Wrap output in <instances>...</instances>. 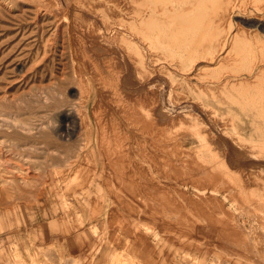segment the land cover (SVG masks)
I'll return each mask as SVG.
<instances>
[{
  "label": "rangeland",
  "instance_id": "rangeland-1",
  "mask_svg": "<svg viewBox=\"0 0 264 264\" xmlns=\"http://www.w3.org/2000/svg\"><path fill=\"white\" fill-rule=\"evenodd\" d=\"M104 1L0 0V264H264V0Z\"/></svg>",
  "mask_w": 264,
  "mask_h": 264
},
{
  "label": "bare ground",
  "instance_id": "bare-ground-1",
  "mask_svg": "<svg viewBox=\"0 0 264 264\" xmlns=\"http://www.w3.org/2000/svg\"><path fill=\"white\" fill-rule=\"evenodd\" d=\"M83 1H85V0H83ZM88 1H91V0H88ZM94 1V0H93ZM100 1V0H99ZM106 1V0H105ZM104 1V2H105ZM171 1V0H170ZM201 1V0H200ZM96 2V1H95ZM103 2V3H104ZM117 2V1H116ZM115 2V3H116ZM175 2V1H174ZM179 2V1H178ZM183 2V1H182ZM196 2V1H195ZM55 3H56V5L58 6V2L57 1H55ZM180 3V2H179ZM186 3V2H185ZM199 3H201V2H199ZM80 4H81V2H80ZM88 5H89V3H87ZM90 4H91V2H90ZM102 4V3H101ZM118 4H120V3H118ZM177 4V3H176ZM194 4V3H193ZM180 5V4H179ZM192 5V4H191ZM190 5V6H191ZM91 6V5H90ZM199 6H201V5H199ZM133 8H135L134 6H132ZM180 7H182V6H180ZM185 7H188V6H185ZM90 8V7H89ZM139 8V7H138ZM142 8H144V7H142ZM176 8V7H175ZM91 9H93V8H91ZM96 9V8H95ZM141 9V8H140ZM177 9V8H176ZM180 9V8H179ZM99 10V9H98ZM112 10V9H111ZM147 10V9H146ZM160 10V9H159ZM171 10H173V8H171ZM178 10V9H177ZM114 11H115V9H114ZM210 11H211V9H210ZM164 12V11H163ZM223 12V11H222ZM114 13H116V12H114ZM168 13V12H167ZM189 13V12H188ZM117 14V13H116ZM159 15V14H158ZM188 16H190L189 14H188ZM138 19V18H137ZM192 20H195V18H191ZM199 19V18H198ZM192 20H190V21H192ZM200 21V22H199ZM198 22L199 23H201V20H199ZM187 22V21H186ZM195 22V21H194ZM197 22V21H196ZM142 23V22H141ZM188 23V22H187ZM191 23V22H190ZM189 23V24H190ZM146 24V23H145ZM153 24H155V23H153ZM175 25V24H174ZM191 25V24H190ZM225 25V24H224ZM148 26H150L149 24L148 25H146V27H148ZM154 26V25H153ZM153 26H151L152 28H153ZM158 26V25H157ZM163 26V25H162ZM162 26H161V29L160 30H158V29H156L157 30V32H160V31H162ZM172 26V25H171ZM176 26V25H175ZM186 26V25H185ZM110 27V26H109ZM145 27V28H146ZM163 27H165V26H163ZM193 27V26H192ZM195 27H197V26H195ZM150 28V27H149ZM149 28H147V29H149ZM159 28V27H158ZM171 29H172V27H170ZM170 28H168V29H170ZM186 28V27H185ZM183 29V28H182ZM193 29V28H192ZM155 30V29H154ZM155 30V31H156ZM185 30V29H184ZM184 30H182V32L184 31ZM118 31V30H117ZM121 31V30H120ZM181 31V30H180ZM185 31H187V30H185ZM184 31V33H186ZM189 32H190V30H188ZM122 32V31H121ZM162 32H165V31H162ZM113 33V32H112ZM152 33V32H151ZM173 33V32H172ZM176 33H178V31H176ZM192 33H193V31H192ZM192 33H190V34H192ZM115 34V33H114ZM154 34V33H153ZM153 34H151V36H153ZM161 34H163V33H161ZM167 34V33H166ZM166 34H163V35H166ZM181 34V33H180ZM183 34V33H182ZM156 35V34H155ZM170 35H172V34H170ZM176 35V34H175ZM175 35H173L174 37H175ZM238 35V34H237ZM119 36V35H118ZM121 36V35H120ZM119 36V37H120ZM166 36H168V35H166ZM177 36H178V34H177ZM233 36V35H232ZM235 36V35H234ZM122 37H123V34H122ZM138 38V37H137ZM150 38V37H149ZM172 38V37H171ZM121 40H123V38L121 39ZM147 40V39H146ZM153 40V39H152ZM173 40V39H172ZM171 40V41H172ZM235 40V39H234ZM233 40V41H234ZM115 41V40H114ZM170 41V42H171ZM230 41H232L231 39H230ZM146 42V41H145ZM148 42V41H147ZM165 42V41H164ZM181 42H186L185 40H182ZM243 42V41H242ZM172 43H173V41H172ZM233 43V42H232ZM236 43H237V41H236ZM137 44V43H136ZM176 44V43H175ZM179 44V43H178ZM177 44V45H178ZM189 44V43H188ZM193 44H194V42H193ZM192 44V45H193ZM243 44V43H242ZM153 45H155V44H153ZM190 45V44H189ZM233 45V44H232ZM244 45V44H243ZM152 46V45H151ZM149 47V49L150 48H152V47H154V46H152V47ZM147 47V46H146ZM173 47V46H172ZM180 47H183V46H180ZM191 47V46H190ZM234 48V47H233ZM248 48V47H247ZM144 49V48H143ZM162 49V48H161ZM202 48H200V50H201ZM176 50V49H175ZM222 50H223V48H222ZM138 51H140V50H138ZM152 51H155V49L154 50H152ZM179 50H177V52H178ZM214 51H216V50H214ZM217 51H219L218 49H217ZM252 51V50H251ZM142 52V51H141ZM174 52H176V51H174ZM229 52V51H228ZM140 53V52H139ZM139 53H138V55H139ZM144 53V52H143ZM172 53H173V51H172ZM196 53V52H195ZM149 54V53H148ZM156 54H158V53H156ZM198 54V53H197ZM216 54V53H215ZM175 55V54H174ZM199 55V54H198ZM142 56V55H141ZM146 56H148V55H146ZM178 56V55H177ZM185 56V55H184ZM196 56V55H195ZM194 56V57H195ZM224 56H225V54H224ZM176 57V56H175ZM226 57H227V55H226ZM232 57V56H231ZM239 57V56H238ZM138 58H142V57H138ZM184 58V57H183ZM197 58V57H196ZM239 58H241V57H239ZM144 59H145V57L144 58H142V60L144 61ZM154 59V58H153ZM178 59V58H177ZM199 59H200V57H199ZM228 59V58H227ZM247 59V58H246ZM180 60V59H179ZM182 60V59H181ZM240 60V59H239ZM173 61H174V59H173ZM197 60H195V62H196ZM199 61V60H198ZM214 61V60H213ZM242 61V60H241ZM244 61V60H243ZM247 61V60H246ZM163 62V61H162ZM178 62V61H177ZM105 63H106V65L108 64V65H110V64H112V63H114V61L113 60H110V62L109 61H105ZM136 63L137 62H135V65H136ZM194 64H196V63H194ZM244 64H245V62H244ZM98 65V64H97ZM237 65V64H236ZM180 66V65H179ZM193 66H195V65H193ZM217 66V65H216ZM147 67V66H146ZM181 67V66H180ZM263 67V66H262ZM145 68V67H144ZM205 68H207V67H205ZM264 69V68H263ZM263 69L261 70V72H264L263 71ZM141 70V69H140ZM191 70V69H190ZM202 70V69H201ZM200 70V71H201ZM233 70H235V69H233ZM260 70V69H259ZM142 72H143V70H141ZM161 71V70H160ZM164 71V70H163ZM169 71V70H168ZM167 71V72H168ZM184 71V70H183ZM199 71V70H198ZM181 72H182V70H181ZM260 72V73H261ZM148 73H150V72H148ZM153 73V72H152ZM183 73V72H182ZM259 73V72H258ZM143 74H145V73H143ZM151 74V73H150ZM150 74H147L146 76H149ZM199 76H200V74H198ZM261 75V74H260ZM144 76V75H143ZM154 76V75H153ZM173 76H175V74H173ZM191 78V77H190ZM231 79H233V78H231ZM245 80V79H244ZM250 80V79H249ZM262 80V79H261ZM181 81V80H180ZM179 81V82H180ZM82 82V81H81ZM236 82H237V80H236ZM238 82H240V81H238ZM246 82V81H245ZM253 82V81H252ZM263 82V81H262ZM85 83V82H84ZM183 83V82H182ZM187 83V82H186ZM225 83V82H224ZM86 84V83H85ZM174 84V83H173ZM225 84H227V83H225ZM233 84V83H232ZM247 84V83H246ZM230 85V84H229ZM228 85V86H229ZM235 86H236V84H234ZM241 85V84H240ZM214 86V85H213ZM224 86V85H223ZM227 86V85H226ZM242 86H243V84H242ZM241 86V87H242ZM252 86V85H251ZM215 87V86H214ZM245 87H247V85L245 86ZM86 88V87H85ZM222 88V87H221ZM239 87H237V89H238ZM262 88L264 89V86H262ZM87 89V88H86ZM206 89V88H205ZM208 89V88H207ZM211 89V88H210ZM215 89H217L216 87H215ZM228 89V88H227ZM231 89V88H230ZM233 89V88H232ZM240 90H241V88H239ZM242 89H243V87H242ZM211 90H213V89H211ZM220 90V89H219ZM244 90H246V89H243L242 91H244ZM85 91V90H84ZM205 91V90H204ZM208 91V90H207ZM221 91H222V89H221ZM247 91V90H246ZM207 93V92H206ZM209 93V92H208ZM207 93V94H208ZM213 93V92H212ZM238 93V92H237ZM236 93V94H237ZM242 93V92H241ZM210 94V93H209ZM239 94V93H238ZM237 94V95H238ZM262 95V94H261ZM211 96V95H210ZM214 96V95H213ZM234 97V96H233ZM240 97H242V96H240ZM263 98H264V96H263ZM243 99V98H242ZM253 99V98H252ZM248 102V101H247ZM128 106V105H127ZM5 119V118H4ZM15 119V118H14ZM176 120H174L175 121V123H178V124H182V125H184L185 124V121H184V118H175ZM16 121V120H15ZM14 122V121H13ZM15 123V122H14ZM18 122H16V124H17ZM15 124V125H16ZM14 125V124H13ZM23 126V125H22ZM26 126V125H25ZM14 128H16V127H14ZM22 128V131H23V133L25 132V133H27L28 131H29V128H27V127H21ZM32 128V127H31ZM18 129V128H17ZM19 130V129H18ZM18 130H13L14 132H16V131H18ZM32 130H34V129H31V131ZM100 130V129H99ZM10 131V130H9ZM21 131V130H20ZM31 131H30V133H31ZM105 132V131H104ZM17 133V132H16ZM20 134V133H19ZM22 134V133H21ZM107 134V133H106ZM29 135V134H28ZM26 136H24V138H25ZM26 139V138H25ZM110 142V140H105L104 139V137H103V132H101V135H100V138H99V141H98V150H99V153L100 154H102V153H104V152H106L107 151V149L105 148V146L107 145V143H109ZM97 146V145H96ZM22 148V147H21ZM33 148V147H32ZM19 149V148H18ZM21 151V150H20ZM19 152V151H18ZM23 152V151H22ZM24 153V152H23ZM111 153V152H110ZM16 154V153H15ZM35 154V153H34ZM112 155H113V153H112ZM15 156H17V160L19 159V161L20 162H22V163H24L25 162V164H27L28 163V159L26 158V156H25V154L24 155H22L21 153H18V154H16ZM101 157H102V155H100ZM110 156H111V154H110ZM29 157V156H28ZM14 160H16L15 158H14ZM16 160V161H17ZM12 159L11 158H9V157H3V158H0V169L1 168H3L4 169V167H10L11 165H12ZM17 163H19L18 161H17ZM30 163V162H29ZM40 163V162H39ZM31 164V163H30ZM198 164V163H197ZM13 166H15V165H12L11 167H13ZM34 166H36V165H34ZM75 166V165H74ZM40 167V166H39ZM38 167V168H39ZM71 167V166H70ZM25 168H28V167H25ZM30 168H33V169H35L34 167H30ZM29 168V169H30ZM209 168V167H208ZM229 168V167H228ZM3 169H1V170H3ZM9 169V168H8ZM5 170V169H4ZM202 170V169H201ZM14 171H15V174L17 175H15V177H19L20 179H22L23 181H24V183L26 184V182L28 181V175H26V170L23 168V166L20 164V165H16L15 167H14ZM14 171H12V172H14ZM207 171V170H206ZM233 171V170H232ZM5 172V171H4ZM29 172V171H28ZM215 172V171H214ZM8 173V172H7ZM32 172H30L29 174H31ZM229 174L227 175L228 176V178H229V180H231V181H237L238 183H239V187L238 188H240V189H242V190H248L247 188H244L245 186H247L248 187V185H245L246 183H245V179H244V177H245V173H244V171H241L240 170V172H237V173H232V172H228ZM1 174H5V173H1V171H0V183L2 184V186L4 185V184H6V186L8 187V185H7V182H6V180H4L3 179V177L1 176ZM4 176V175H3ZM10 176V175H9ZM9 176H7L6 174H5V177H9ZM28 176V177H27ZM38 177V176H37ZM11 178H13V177H11ZM7 179V178H6ZM19 179V180H20ZM7 180H9V179H7ZM13 181H14V179H13ZM29 181H30V179H29ZM10 182H11V180H10ZM10 184V183H9ZM14 184H16L15 182H14ZM13 184V185H14ZM18 185V184H17ZM245 185V186H244ZM23 186H25L24 184H23ZM127 186V185H126ZM15 187H17V186H15ZM249 189H250V187H249ZM245 190V191H246ZM95 191V190H94ZM240 191V190H239ZM245 191H243V192H245ZM42 192H44V191H42ZM241 193H242V191H241ZM191 199H193V198H191ZM252 200H254V199H252ZM256 202V201H255ZM252 203V202H251ZM185 203L184 204H180V206H177V207H179L180 208V210H186V208H185ZM254 207H257V208H264V203H263V205L262 206H260V204H259V202H256V204H254ZM256 209V208H255ZM261 211V210H260ZM263 212V211H262ZM264 214V212L262 213V215ZM263 218V217H262Z\"/></svg>",
  "mask_w": 264,
  "mask_h": 264
}]
</instances>
